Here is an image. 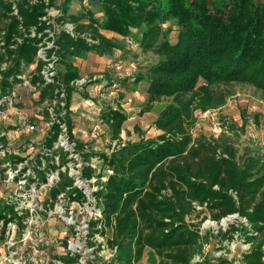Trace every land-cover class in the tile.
<instances>
[{
	"label": "trees",
	"instance_id": "trees-1",
	"mask_svg": "<svg viewBox=\"0 0 264 264\" xmlns=\"http://www.w3.org/2000/svg\"><path fill=\"white\" fill-rule=\"evenodd\" d=\"M80 1L76 10L71 8L74 0H0V113L26 81L39 91V103L47 104L44 114L51 121L44 142L47 151L39 155L34 172L42 182H48L50 172H59L49 205L53 207L61 193L70 202L88 199L75 177L62 169L74 159L70 151L56 147L65 125L83 161L82 178H96L93 195L102 217L91 222L89 243L94 244L98 233L106 238V245L116 249L109 264H137L148 249L159 264H211L204 246L214 233L195 224L198 206L217 222L232 214L246 218L248 225L237 218L216 236L225 241L239 234L252 244L240 259L264 264V153L247 146L240 154L225 129L219 137L192 133L197 110L226 102V93L217 85L239 82L264 91V0ZM52 8L59 9L58 14L49 15ZM168 21L179 26L174 42L171 28L165 29ZM103 31L133 36L144 52L159 57L134 79L135 84L143 80L149 84L142 113L157 101L171 99L154 121L160 133L128 142L122 132L129 115L122 108L104 107L100 118L117 144L108 152L75 138L70 117L73 93L84 86L77 84L82 74L76 59L90 52L112 58L124 50L117 38ZM46 39L53 42L45 51L48 60L39 55ZM51 63L55 74L49 81L46 69ZM128 79L120 78L119 83L128 86ZM83 95L90 94L84 90ZM234 127L229 124V131ZM7 142L0 123V147ZM6 157L13 168L25 160L13 153ZM26 171L27 166L22 172ZM26 179L30 182L25 186L35 181L32 176ZM27 215L15 202L0 199V223L5 227L11 222L25 227ZM61 258L65 263L74 260L69 254Z\"/></svg>",
	"mask_w": 264,
	"mask_h": 264
},
{
	"label": "rangeland",
	"instance_id": "rangeland-1",
	"mask_svg": "<svg viewBox=\"0 0 264 264\" xmlns=\"http://www.w3.org/2000/svg\"><path fill=\"white\" fill-rule=\"evenodd\" d=\"M87 2L86 0L85 3ZM71 8L80 9L81 1L74 0ZM51 12V16H54L58 14L59 9H53ZM168 28L172 30L170 39L176 41L178 24L175 21H168L165 29ZM134 36L140 37L136 30ZM108 37L117 38L124 45V50L117 51L112 58L100 57L90 52L76 59L82 74V79L77 84L84 86H81L82 90L73 93L70 116L75 125L73 131L75 138H82L86 142V147L103 152L110 151L116 144L111 140L110 128L100 118L104 107L122 108L129 115L122 132L123 141L128 142L139 140L143 136L156 137L160 131L155 128L154 121L160 111L171 102V99L157 101L152 110L142 113L148 102L149 84L145 80L135 84L134 79L139 73H145L157 63L159 57L151 51L144 52L133 36L122 37L110 33ZM120 78H129L128 86L121 85ZM216 87L226 93L227 100L218 107L196 111L197 123L192 129L193 136L219 137L225 129L228 134L227 139L236 145L240 154L248 148L264 153V91L239 82ZM84 90L90 94L89 97L83 95ZM39 94V91L28 81L19 85L9 98L0 119L8 137L7 145L0 147V199L15 202L20 213L28 212L25 227L18 222H11L8 227L0 223V264H20V262L21 264H65L61 258L66 255L69 246L65 241L72 243L73 249L76 250L74 244L78 243L79 238L76 237V230L74 236L73 229L89 221L91 215V204L81 205L70 202L65 196H62L53 207L49 205L50 188L59 180L57 170L48 174V182L36 178L34 168L39 155L47 151L44 142L51 126L50 118L44 114V107L47 104L39 103ZM51 112L52 118L56 116L53 108ZM63 113L65 114V111ZM229 124H234V130L229 131ZM247 146L248 148L245 149ZM7 153H13L25 160L20 162L17 168H13L8 162ZM93 163L99 164L96 161ZM76 164L77 161L72 159L62 169L68 170L76 177L79 174ZM25 166L27 171L23 173ZM28 176L35 178V181L25 186L30 182L26 179ZM85 183L88 190L93 192L97 189L96 178ZM71 211L74 212L73 217H70ZM198 211L200 214L194 216L195 224H198L201 230H210L214 233L210 237V242L204 246L205 254L210 257L211 264H247L240 259L242 251L237 238L224 241L216 236L222 233L220 231L228 230L230 224L236 223L237 218L248 225L247 219L239 214H232L217 222L205 217L208 211L201 206H198ZM93 242V245L87 242L86 246L79 248L80 251L75 252L79 254L74 253L72 256L74 260L67 264L77 263L81 258L85 264H109L110 258L115 253L111 256L112 248L106 245V238L98 233L93 238ZM231 242L237 243V247H230ZM81 243L83 244V238ZM223 257L228 261L221 263L220 258ZM137 264H159L158 257L148 249Z\"/></svg>",
	"mask_w": 264,
	"mask_h": 264
},
{
	"label": "built area",
	"instance_id": "built-area-1",
	"mask_svg": "<svg viewBox=\"0 0 264 264\" xmlns=\"http://www.w3.org/2000/svg\"><path fill=\"white\" fill-rule=\"evenodd\" d=\"M53 9L54 8H52L49 11V15L52 14L51 11ZM68 26L72 27V24H68ZM50 36H52V34H50ZM45 42H46V45H42V47H41V49L39 51V55L41 57H44L46 60H48L46 58V52L45 51H46L47 48H49L50 46L53 45V42L48 41L47 39L45 40ZM53 67H54V64L51 63V64L48 65V68L46 69V77L48 78L49 81L52 80L51 79V76L55 74V70L53 69ZM2 114L3 113L1 112L0 113V119L2 118ZM76 145H77L76 141H73L70 138L68 128L64 125L63 126V132L60 134V137H59V140H58V142L56 144V147H63L64 149L70 151V153H71L70 154V157H73L74 158L73 160L74 161H77L76 167L79 169L78 170V173L79 174L75 177L76 184H78L80 187H83L85 189V192H86L87 197H88V199L86 201H84V202H80V201H73V202L79 203L81 205H88V204H91L92 205L91 206V215H90L89 221L87 220L81 227H78L76 229H73L72 228L74 230L73 231V234L75 233V230H76V237H78L79 240H78V243L77 244H74L73 243L76 246V250L73 249L72 243H70L69 241H67L68 242L67 243V246L68 245L69 246L67 247L66 254L71 255V257L74 255V253L76 251H80V249L83 246H86L87 245V242H89L91 222L93 221V219L94 220H97V219H99V218L102 217V211L99 208V206L97 205V201H96V199H95V197L93 195V192L91 190H88L86 188V183L85 182L87 180L83 179L82 176H81V168L83 166V161H82V158L79 155V153L76 151ZM116 145L117 144H115L114 147H116ZM108 173L109 174L113 173V170L112 169H108ZM90 194H91V196H90ZM62 196H65L66 197L65 193H61L59 195V199H61ZM69 214H70V217H73L74 212L71 211V212H69ZM74 236H75V234H74ZM81 238H83V244L81 243ZM235 238H237L239 240L240 244H241V247H240L241 248V251H244V250L246 251V250H250L251 249V247H252V244H250L251 242H248V241H246V239L241 238L239 236V234H236L235 235ZM230 247H233V248L234 247H237V243L231 242L230 243ZM110 252H111V256H113L114 253L116 252V249H110ZM75 254H79V253H75ZM197 259H200V257L198 256ZM78 260H79V258H78ZM20 264H21V262H20ZM62 264H64V263H62ZM65 264H67V263H65ZM74 264H85V263H84L83 258H81L77 263H74Z\"/></svg>",
	"mask_w": 264,
	"mask_h": 264
},
{
	"label": "crops",
	"instance_id": "crops-1",
	"mask_svg": "<svg viewBox=\"0 0 264 264\" xmlns=\"http://www.w3.org/2000/svg\"><path fill=\"white\" fill-rule=\"evenodd\" d=\"M103 33H104L105 35L108 36V34L113 33V32H110V31H103ZM114 34H115V33H114ZM115 35H116V34H115ZM83 134H85V132H84Z\"/></svg>",
	"mask_w": 264,
	"mask_h": 264
}]
</instances>
